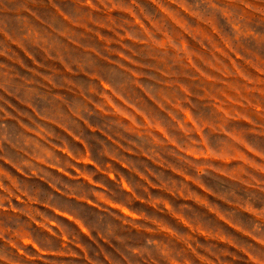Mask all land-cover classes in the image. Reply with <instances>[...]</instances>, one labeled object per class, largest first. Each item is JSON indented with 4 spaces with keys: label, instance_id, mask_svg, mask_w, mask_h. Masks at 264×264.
Segmentation results:
<instances>
[{
    "label": "clouds",
    "instance_id": "9594fccd",
    "mask_svg": "<svg viewBox=\"0 0 264 264\" xmlns=\"http://www.w3.org/2000/svg\"><path fill=\"white\" fill-rule=\"evenodd\" d=\"M0 264H264V0H0Z\"/></svg>",
    "mask_w": 264,
    "mask_h": 264
}]
</instances>
